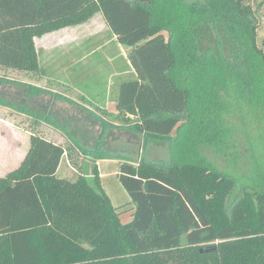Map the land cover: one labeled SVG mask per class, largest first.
<instances>
[{
  "label": "trees",
  "instance_id": "1",
  "mask_svg": "<svg viewBox=\"0 0 264 264\" xmlns=\"http://www.w3.org/2000/svg\"><path fill=\"white\" fill-rule=\"evenodd\" d=\"M97 14L130 49L136 73L118 89L116 114L0 76L1 106L53 124L69 141L33 133L19 168L0 177V264H264V167L254 183H239L199 155L222 140L228 95L264 118L253 0H0V71L41 73L36 40ZM51 98L81 111L66 120L70 129L49 110ZM94 123L99 136L86 132ZM194 123L203 129L196 146L171 152L170 163L121 157L107 145L123 131L172 148ZM65 154L81 171L76 181L58 176ZM111 158L122 160L129 223L102 188L97 162Z\"/></svg>",
  "mask_w": 264,
  "mask_h": 264
},
{
  "label": "rangeland",
  "instance_id": "2",
  "mask_svg": "<svg viewBox=\"0 0 264 264\" xmlns=\"http://www.w3.org/2000/svg\"><path fill=\"white\" fill-rule=\"evenodd\" d=\"M253 9L258 22V41L261 45L264 39V0H253ZM70 29L71 28L55 31L36 40V48L40 65L42 66V74L0 71V76H8L11 80H20L25 84L36 86L46 85L50 91L57 93L58 90L60 94H64V88L61 89V87L57 85H52L49 83L51 81L47 80L67 79L71 84L76 86L73 91L79 93V90L84 91L82 79L80 78L81 76L77 74L78 72L74 69L71 70L70 67L86 57L85 63L90 64L91 68L95 69L92 70H94L93 73L98 76V85L101 87L102 84H104L105 86V84L110 81L107 64L109 61L115 59V57H119L118 59L122 62L123 56L122 54L119 55V51L115 49L114 44L109 43L113 34L110 29L107 28L103 16L97 14L88 23L81 25V27L77 28L78 32L76 35L73 34V32H69ZM213 34L214 33L210 30L206 31L207 37L213 38ZM208 45L211 44H204V46ZM81 67L82 66H79V69ZM110 84H112V82ZM196 84H198V82H196ZM3 87L7 92L13 95H15L16 91L19 89L16 88L15 91L13 85L11 87L4 85ZM5 97L7 96L5 95ZM202 98L203 95H201L199 99L200 103L197 109L201 108V106L203 107L206 103V100ZM13 99V97L10 98L8 96V100L12 101ZM207 103L209 104L208 101ZM11 111L18 112L10 107L0 105L1 117L6 118ZM23 115L24 113L16 117L15 114L12 113L9 118L17 124L19 120L18 117H22L24 128H31L33 133L47 136L49 139L59 137L64 139L65 137L67 138L65 133L56 128L53 124L45 122L43 119L37 120L28 115ZM221 123L223 131L222 142H214L213 144L200 147V158L225 174L234 177L239 183H254L256 177H258L260 167H264L263 116L254 113L252 109L245 105L243 100L237 101L231 97V95H228V100L225 99L223 101ZM196 124L197 123H194L192 127L186 128L182 137L172 148L169 147L167 143L162 142H151L144 146L143 138L139 137L137 140L134 135L125 134L123 131L115 132V134H113L115 140L110 139L111 141H109L107 145L110 146V152H114L115 155L131 151L132 155L137 160L142 157L150 162L170 163L172 162L171 152L173 156H177L176 154L184 155L188 150L185 146H189L190 149H192V143L194 147L196 146L200 138V133L203 131V129H201L202 126H197ZM50 129L60 131L61 134H51L49 133L51 131ZM28 131L31 132V130ZM120 144L121 147H119ZM116 159L119 160L118 158ZM102 161L103 160H99L97 165L98 168L101 166L99 175L104 193L109 198L112 205L121 209L120 211H123V214L130 213L129 210H131L132 207L130 205V197L116 177V172L119 168L117 166L118 164H99V162ZM72 166L71 164V167ZM76 170L77 174L70 170L66 172L64 168L59 177H77L81 171H78L77 168ZM102 174L104 176L103 178H101ZM239 194L240 193L236 192L235 197H238ZM121 218L123 223L128 221V217L126 216Z\"/></svg>",
  "mask_w": 264,
  "mask_h": 264
},
{
  "label": "crops",
  "instance_id": "3",
  "mask_svg": "<svg viewBox=\"0 0 264 264\" xmlns=\"http://www.w3.org/2000/svg\"><path fill=\"white\" fill-rule=\"evenodd\" d=\"M79 27H81V26H79ZM79 27L71 28L69 32H71V33L73 32V34L76 35L78 32L77 28H79ZM109 43L114 44L115 49L119 51V55L122 54L123 59H122V62H120V60L118 59L119 57L118 58L115 57V59H113L112 61H109L107 66H108L109 80L110 81H108L107 84H105V86H104V84H102L101 87L98 85V79H97L98 76H97V74L93 73V71L95 69L91 68L90 64L85 63L86 57H84L79 62L74 64L72 67H70L71 70L74 69L76 72H78L77 74H79L81 76L80 78L82 79V86H84V88H83L84 91L79 90L80 91L79 93L76 91H73L74 87L76 88V86H74V84H71L67 79L66 80L48 79L47 81H51V82H49L50 84L57 85V86L61 87V89L64 88V94L66 97H69V98L83 104L84 107H87L88 109H90L93 112L99 108L101 110H106L111 114H116L117 113L116 101H117V97H118V89H119L120 85L123 84L124 82L136 79V73H135L134 69L132 68V66L128 60V52L130 51V49L123 46V45H120L114 36L111 38V41ZM100 49H101V47H100ZM39 62H40V60H39ZM79 66H82V67L79 69ZM92 69H94V70H92ZM41 72H42V66H41ZM45 74H46V72H45ZM45 74H43V75H45ZM13 81L22 82L20 80H13ZM111 82H112V84H110ZM9 87H11V86H9ZM13 87H14L15 91H16V88H18L17 86H13ZM39 87L46 88L47 86L46 85L45 86L40 85ZM19 91L20 90L18 89L16 91V93ZM59 92L60 91L57 90V93H59ZM16 93H15V96L18 97V94H16ZM54 93H56V92H54ZM81 99H85L86 102L84 103ZM15 101H18V100L16 99ZM19 102H20V100H19ZM50 102H51L50 105H52V106L49 110L51 111L54 109L56 112H58L59 113L58 118H60L62 120V123H63L62 126H65V127L70 129L71 125L67 124L66 120L70 119L73 114L75 115L81 111L78 108L74 107L73 105H70V104L65 103V102L55 101L53 99L50 100ZM19 105H20L19 107L22 109L23 107L21 106V103ZM34 105L37 106V104H35V103H34ZM8 111H10V110H8ZM12 113H14L16 117L18 115L23 114L22 112L18 113V112H12L11 111V113L6 118L0 116V177H4L8 173L19 168V166L21 165V163L24 161V159L26 158V156L28 154V151L30 149V144H31V135L33 134V130L31 128L26 129L23 127L22 117H18L19 120L17 121V124L14 123L9 118ZM84 115H86V114H84ZM26 118L29 119L28 117H26ZM85 129L87 130L86 131L87 133L88 132L94 133L95 136L97 133L99 136V134L101 132V128L98 125H96V123L89 125L88 128L86 126ZM28 130H31V132ZM50 130L51 131L49 133H51V134L52 133H56V134L60 133L61 134L60 131H57L55 129H50ZM115 132H117V131H115ZM45 137L47 139H49V137H47V136H45ZM49 140L56 142V143H62L63 145H65V144L69 145V141L66 137H65V139L62 137L61 138L59 137V138H52ZM85 146L87 148L94 147V145H92V144H90V145L87 144ZM119 147H121V144L119 145ZM119 154L121 157L126 156L129 158L135 159L134 156L132 155V153L128 154V152H127V153H119ZM125 154H127V155H125ZM79 159H80V161H82L81 165L83 166V163H85L86 160L82 156L81 157L79 156ZM69 162L70 161L68 160V156H67V154H65L63 159H62V162L60 164V167L58 169V176L60 174H62V171L64 168H65L66 172H68V170H70L71 172L77 174L76 168H74L73 166L71 167V164ZM101 163L118 164L117 166L120 168L122 160H120V159L117 160L116 158H111L110 160H103L102 162H99V164H101ZM119 168L117 169V172H116L117 178H118V174H119ZM99 170H101V166H99ZM78 176L72 177V178L65 176V177H61V178L67 179L70 181H76L78 179ZM103 177L104 176L102 174L101 178H103ZM123 215L128 217V221L124 222V223H129L132 220V212L122 214L121 217H124Z\"/></svg>",
  "mask_w": 264,
  "mask_h": 264
}]
</instances>
